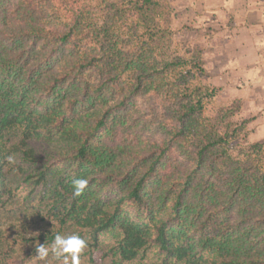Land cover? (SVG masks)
<instances>
[{"label": "trees", "instance_id": "obj_1", "mask_svg": "<svg viewBox=\"0 0 264 264\" xmlns=\"http://www.w3.org/2000/svg\"><path fill=\"white\" fill-rule=\"evenodd\" d=\"M172 18L169 0H0V138L17 128L34 164L31 136L57 135L66 164L53 182L50 162L19 166L28 202L0 211V264L57 233L83 237L90 263L113 233L110 264L149 249L159 264H264V141L213 102L221 88ZM150 93L168 121L146 133L129 109Z\"/></svg>", "mask_w": 264, "mask_h": 264}, {"label": "rangeland", "instance_id": "obj_2", "mask_svg": "<svg viewBox=\"0 0 264 264\" xmlns=\"http://www.w3.org/2000/svg\"><path fill=\"white\" fill-rule=\"evenodd\" d=\"M95 1V0H94ZM172 7L173 18L171 21V26L175 31L176 38H183L190 42V49H193L194 46L199 47L202 50V55L205 60V66L208 68L211 76L209 77V82L218 85L217 82L221 79L216 78V74L211 71L209 64H213L214 60H217L215 47L219 45L225 46L223 35L216 34L219 32L221 27H215L216 23H205V18H200L196 16V12L193 9L189 8H177ZM216 28V29H215ZM209 29H212L213 32H209ZM231 47V44L227 45V49ZM223 48V47H222ZM221 59V58H220ZM224 78L222 79V81ZM230 82L223 83L221 89L216 94L213 99V102L225 108L231 106L232 109L239 110L240 114L250 116V112L245 111V105L242 104L241 99H231L230 89L231 86L228 85ZM225 85V87H224ZM234 102V103H233ZM233 103V104H232ZM214 104V106H216ZM167 103L164 97L160 94L150 93L144 96H139L136 98L134 105L130 106V114L132 118L138 120H145L141 131L146 133L155 130L156 128L161 131L160 126L162 122L168 121L167 114ZM165 108V110H164ZM212 111V110H210ZM240 115H237L236 118H240ZM17 128L5 130V133L2 138H0V149L3 155L0 157L1 171H0V211H10V210H23L25 204H27L26 192L21 191L20 187L15 189L16 185L19 182V166H22L24 170L33 171L38 166H41L45 163H51L53 167L52 177L50 182H53L60 173L63 172L66 164L60 159L54 158L60 148L62 140L58 138L57 135H33L28 141V144L34 147L35 153L38 156V161L34 164L23 163L19 153L17 152L16 147L19 146L21 138ZM156 131V130H155ZM250 141H256L249 139ZM49 186L44 188L41 192L44 193V199H47L48 208L52 202V194L49 192ZM114 197V194L111 191L107 194L106 199L110 200ZM50 200V201H49ZM36 215H33L35 218ZM50 221V220H49ZM102 242L100 248L96 250L95 259L92 263L88 261L87 255L80 256V264H110L109 256H104L103 253L106 251L109 246L115 243V237L113 233H108L102 236ZM160 259L154 253L153 249H149L145 253V257L139 259L138 257L130 261H119L118 264H159ZM14 264V263H10ZM20 264H62V261L56 260L52 254H49V257L45 260H41L37 257L36 254H33L23 260ZM183 264V262H179Z\"/></svg>", "mask_w": 264, "mask_h": 264}, {"label": "crops", "instance_id": "obj_3", "mask_svg": "<svg viewBox=\"0 0 264 264\" xmlns=\"http://www.w3.org/2000/svg\"><path fill=\"white\" fill-rule=\"evenodd\" d=\"M169 2L173 7L193 9L196 16L205 18L206 24L221 27L216 34L223 35L224 42L229 43L215 47L217 60L208 67L221 79L217 82L220 88L231 81V99H241L245 111L250 112L249 139L264 141V0Z\"/></svg>", "mask_w": 264, "mask_h": 264}, {"label": "clouds", "instance_id": "obj_4", "mask_svg": "<svg viewBox=\"0 0 264 264\" xmlns=\"http://www.w3.org/2000/svg\"><path fill=\"white\" fill-rule=\"evenodd\" d=\"M86 183L85 180L74 181L76 195L80 194ZM86 247V240L78 233H57L50 246L39 243L35 251L37 257L41 260L48 258L51 253L56 260L62 261V264H80V256Z\"/></svg>", "mask_w": 264, "mask_h": 264}]
</instances>
